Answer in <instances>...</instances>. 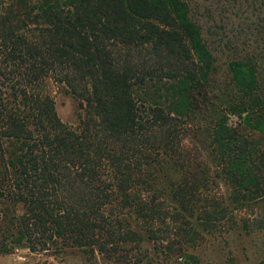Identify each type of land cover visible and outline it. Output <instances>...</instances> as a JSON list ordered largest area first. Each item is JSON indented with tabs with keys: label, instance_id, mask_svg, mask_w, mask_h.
<instances>
[{
	"label": "trees",
	"instance_id": "1",
	"mask_svg": "<svg viewBox=\"0 0 264 264\" xmlns=\"http://www.w3.org/2000/svg\"><path fill=\"white\" fill-rule=\"evenodd\" d=\"M226 48L220 74L188 0H0V253L208 264L264 233L237 216L264 210V46Z\"/></svg>",
	"mask_w": 264,
	"mask_h": 264
},
{
	"label": "rangeland",
	"instance_id": "2",
	"mask_svg": "<svg viewBox=\"0 0 264 264\" xmlns=\"http://www.w3.org/2000/svg\"><path fill=\"white\" fill-rule=\"evenodd\" d=\"M194 17L202 26L210 47L216 51L217 61L224 73L227 62L234 56L226 47L264 46V0H188ZM49 92L56 100L59 116L64 122L75 121L76 101L63 92L54 81L49 83ZM238 118L231 124L237 126ZM257 140L260 135L249 132ZM239 225L260 220L264 210L245 209L238 213ZM242 228V227H241ZM264 234V233H262ZM247 237L222 234L213 247L203 255L208 264H264V235ZM263 249V250H262ZM0 264H103L101 257H86L76 252H34L25 245L16 246L8 253H0Z\"/></svg>",
	"mask_w": 264,
	"mask_h": 264
}]
</instances>
